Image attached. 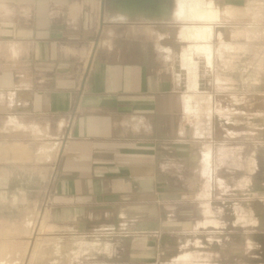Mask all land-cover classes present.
Masks as SVG:
<instances>
[{
  "label": "crops",
  "instance_id": "0c3cea01",
  "mask_svg": "<svg viewBox=\"0 0 264 264\" xmlns=\"http://www.w3.org/2000/svg\"><path fill=\"white\" fill-rule=\"evenodd\" d=\"M179 1L0 0V186L57 238L88 239L49 264H216L200 235L212 242L217 225L196 220L214 197L187 189L213 137L202 148L185 122L194 22ZM207 1L220 12L210 42L225 44L227 11L247 0Z\"/></svg>",
  "mask_w": 264,
  "mask_h": 264
},
{
  "label": "rangeland",
  "instance_id": "374dc122",
  "mask_svg": "<svg viewBox=\"0 0 264 264\" xmlns=\"http://www.w3.org/2000/svg\"><path fill=\"white\" fill-rule=\"evenodd\" d=\"M201 2L207 18L198 20L193 12L194 17L189 14L185 22L194 24L184 27L194 35L202 32L203 38L180 44L181 48L188 45L185 50L191 57L184 65L182 56L185 95L197 100L188 105L185 122L202 136V148L211 133L213 137L211 163L205 164L203 152L201 167L196 164L187 172L201 184L188 186L189 192L214 197L211 218L196 219L217 225L212 242L207 240L210 235H200L201 250L211 251L216 264H264V0H247L246 9H228L233 18L226 32L219 29L226 42L221 43L219 36L214 47L209 23L218 21L220 12L206 6L207 0ZM205 47L207 52L200 50ZM201 96L209 102L200 101ZM20 191L0 186V264H49L78 256V248L88 239L57 238L44 218L33 217V202L10 200ZM67 242L71 247L74 243L68 254L63 247ZM38 245L49 248L45 247L49 253L43 261L33 259ZM57 246L60 249H50ZM61 249L70 258L50 260L65 259Z\"/></svg>",
  "mask_w": 264,
  "mask_h": 264
},
{
  "label": "bare ground",
  "instance_id": "6f19581e",
  "mask_svg": "<svg viewBox=\"0 0 264 264\" xmlns=\"http://www.w3.org/2000/svg\"><path fill=\"white\" fill-rule=\"evenodd\" d=\"M206 6H208L209 8H212V7H214V3L212 1H207ZM202 7H203V3L201 2V0H180L179 1L178 15L183 21H188L189 14H191L192 17H194V15L192 14L194 12V14H195V16H197L198 20H204L207 17H206L205 11L202 10ZM236 13H237V10H233V16H236ZM202 35H203V33L199 32V31H197V33L195 35L192 34L190 27H184L182 34H181L182 38L185 41H190L193 39H195V40L201 39V38H203ZM200 50L207 52L208 48L205 47V48H202ZM184 52H185L183 54L184 65H188V62L191 59V57H190L188 50H185ZM198 99L204 103L209 102L208 99H204L202 96L199 97ZM185 100L187 102V106L192 104L193 102L197 101L196 98H194L191 95H186ZM188 107L190 109L191 106H188ZM46 248L42 245H38L33 252V259L35 261H43L47 257V254L49 253V251L47 250L49 248H47V249ZM54 248L60 249L58 246L54 247Z\"/></svg>",
  "mask_w": 264,
  "mask_h": 264
},
{
  "label": "water",
  "instance_id": "95a60500",
  "mask_svg": "<svg viewBox=\"0 0 264 264\" xmlns=\"http://www.w3.org/2000/svg\"><path fill=\"white\" fill-rule=\"evenodd\" d=\"M125 5H133L134 7L143 6L151 0H122Z\"/></svg>",
  "mask_w": 264,
  "mask_h": 264
}]
</instances>
